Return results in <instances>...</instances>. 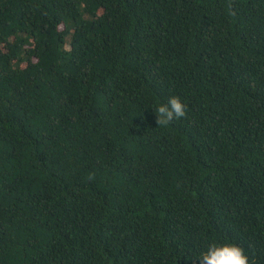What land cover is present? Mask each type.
<instances>
[{"label": "trees", "instance_id": "trees-1", "mask_svg": "<svg viewBox=\"0 0 264 264\" xmlns=\"http://www.w3.org/2000/svg\"><path fill=\"white\" fill-rule=\"evenodd\" d=\"M211 243L264 264V0H0V264Z\"/></svg>", "mask_w": 264, "mask_h": 264}, {"label": "clouds", "instance_id": "clouds-1", "mask_svg": "<svg viewBox=\"0 0 264 264\" xmlns=\"http://www.w3.org/2000/svg\"><path fill=\"white\" fill-rule=\"evenodd\" d=\"M155 112L157 124L167 126L174 119L185 117L187 110L180 98L172 97L167 104L157 107ZM193 259L198 260L199 264H250L244 249L230 243H211L199 259Z\"/></svg>", "mask_w": 264, "mask_h": 264}]
</instances>
